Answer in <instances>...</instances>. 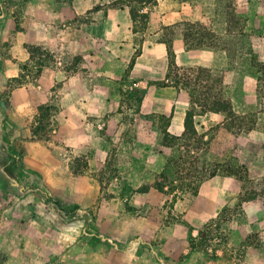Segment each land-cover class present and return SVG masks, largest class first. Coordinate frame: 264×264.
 <instances>
[{
    "label": "crops",
    "instance_id": "crops-1",
    "mask_svg": "<svg viewBox=\"0 0 264 264\" xmlns=\"http://www.w3.org/2000/svg\"><path fill=\"white\" fill-rule=\"evenodd\" d=\"M227 11L224 0H0V264H152L151 260L155 264H264V204L260 199L243 205L248 229L241 230V238L256 233L259 240L244 248L237 263L218 254L209 259L188 247L184 257L167 259L149 241L129 240V233L151 236L150 225L140 231L133 227L132 233L121 227L125 237H117L121 219L138 226L143 223L139 218L100 207L93 219L87 220L86 210L69 219L52 208L43 212L41 206L49 209L51 205L34 193L44 188L67 206L99 199V185L73 174L68 160L84 157L87 171L104 166L109 138L123 131V106L131 108L127 102L132 99L125 98L124 92L132 90L141 96L138 110L133 109L134 123L152 115L165 116L169 118L167 131L182 134L190 96L171 83L161 85L168 72L164 38L170 34L177 66L220 74L222 94L233 110L240 115L256 114L253 129L239 135L221 127L222 112L197 114L194 119L200 132L219 126L215 138L233 140L236 161L247 166L252 180L260 179L264 174V110L257 98L259 71L247 53L231 56L223 46L187 49L181 34L183 23L203 24L225 39L230 33ZM247 26L248 20L242 31ZM27 45L41 46L53 58L43 63L39 75L31 79L26 75V81L5 100L7 80L17 77L22 65L33 67ZM253 50L264 61L263 35L257 37ZM41 105L55 107L52 129L47 139L31 140V126ZM146 137L145 129L139 128L134 146L122 149L127 156L123 170L132 186L161 171L166 161L164 154L149 150ZM214 146L221 149L218 141ZM132 171L141 178L132 179ZM241 185L231 176L205 180L198 190L206 196L203 209L221 201L218 213L237 197ZM113 201L104 208H112ZM65 228L67 240L65 234L55 238L53 234ZM72 240L84 244L78 253ZM93 241L95 251L88 247Z\"/></svg>",
    "mask_w": 264,
    "mask_h": 264
},
{
    "label": "rangeland",
    "instance_id": "rangeland-1",
    "mask_svg": "<svg viewBox=\"0 0 264 264\" xmlns=\"http://www.w3.org/2000/svg\"><path fill=\"white\" fill-rule=\"evenodd\" d=\"M228 8L227 18L230 20L231 29L230 33L226 35V38L220 37L214 32V35L219 40V45L226 47L231 56H235L238 53H247L248 57L253 61V57L257 56L254 52V45L257 41V37L261 35L264 36V0H224ZM248 20V26L245 30V21ZM253 21H257L256 23ZM264 62V61H262ZM253 64V62H252ZM254 66V65H253ZM255 67V66H254ZM256 68V67H255ZM34 69L33 67L27 71L29 79L34 78ZM126 95L125 98H131L132 101L127 103L131 105L123 106V131L121 135H117L114 139L109 138V147L110 152L109 156L104 164V166L98 171H87L85 165V158L80 157H70L68 160L69 165L72 163L76 170L79 171L77 175L87 176L89 184L92 182L99 185V199L95 203H75L69 204L68 212L63 210H58L52 203H49L51 207L46 209V206H41V210H55L63 214L67 218L77 217L79 214H83V211L87 220L93 219L97 210L102 207V210L105 211H120L126 212L129 215L139 218L143 223L140 225H135L127 219H121L120 224L117 226L119 228L115 231L117 237H125L126 231L133 232V227L138 228L139 231L144 228L151 226L152 233L151 236L138 232L136 235L129 233V240L132 239L133 243L141 239L149 241L153 249L157 253L163 254L167 259L182 258L186 255V247H188L189 236L196 237L198 235V230L201 226L211 218L217 216V210L221 205V201H216L211 203V207L208 210H204L203 206L205 205L206 196L203 193H197L195 195L185 194L181 199H177L174 202H171L172 197L166 194H163L154 188H151L149 193L146 195L137 196L133 199V190L138 186H132L127 181V175L123 170V163L127 159L126 155H123L122 149L133 147V138L137 136V130L139 128H144L146 132V141L147 147L152 152H157L161 149V133L159 128L164 126L165 120L158 115H152L147 120L141 119L138 123L133 121V109L135 110L136 102L134 91L124 92ZM261 107H264V96L260 100ZM130 109V110H129ZM132 109V111H131ZM149 122L150 124L148 125ZM157 126V128L154 127ZM50 130L46 128L43 131L45 134H48ZM217 137V135H216ZM137 139V138H136ZM213 142H219L221 144V149H216L214 152L215 156H219L222 151H224L225 156L232 160L235 158V148L233 146V140L227 141V138H214ZM223 149V150H222ZM166 153L175 152L171 150H166ZM213 155V156H214ZM210 156V155H209ZM221 156V155H220ZM75 158H79L76 160ZM109 163L107 165V161ZM131 178L139 180L141 177L140 173L131 172ZM153 180V175L147 177L140 185L144 183H150ZM259 180H253L252 184H249V187H257ZM83 182V181H81ZM42 188V187H41ZM89 195L92 193L91 185L88 188ZM34 193H37L41 197L52 196L50 192L44 188L36 189ZM67 196L74 198L75 195H72L70 192H64ZM54 197V196H52ZM231 198V204L236 200ZM56 198V197H54ZM114 198V203L112 208H104L107 205L108 201H111ZM59 199V198H57ZM168 200V203L166 202ZM46 201V200H45ZM61 201V200H60ZM47 202V201H46ZM128 203L129 206L135 208L134 211H127L125 203ZM173 203V204H172ZM52 208V209H51ZM220 211V210H219ZM77 215V216H76ZM141 218V219H140ZM74 219H71L73 221ZM247 222L245 221L243 214H236L232 216L229 220H226L222 223L224 232L226 233L227 240L220 245L216 243L218 239H213L210 246L206 248V253L203 250H197L207 258L210 259L211 254L215 252L217 255H223L228 258L234 259L237 263H240V259L243 255L244 245L247 243H258V236L256 233H250L245 239L241 238V230L243 231L247 228ZM121 227H124L123 229ZM248 229V228H247ZM57 232V233H56ZM53 234L55 238L63 236L65 234L67 240V228L64 230H57ZM59 232V233H58ZM135 235V236H134ZM80 237V236H79ZM135 237V238H134ZM71 246L75 245V251L78 253L80 251L81 243L80 241L76 243V240L71 241ZM95 241L91 244H88V247L95 251ZM215 248V249H214ZM76 253V254H77ZM74 255L75 257L77 255ZM178 254V255H177ZM87 257L95 258V255ZM152 264H155L151 260ZM43 264H54L53 262H45Z\"/></svg>",
    "mask_w": 264,
    "mask_h": 264
},
{
    "label": "trees",
    "instance_id": "trees-1",
    "mask_svg": "<svg viewBox=\"0 0 264 264\" xmlns=\"http://www.w3.org/2000/svg\"><path fill=\"white\" fill-rule=\"evenodd\" d=\"M145 1L154 3L156 0ZM131 16L132 18L135 17L134 10H131ZM230 23L229 20L228 31H230ZM182 26L181 34L187 49L221 46L217 43L216 39L218 38L214 35V32L208 29L207 26L191 23H183ZM172 38V34L164 38L168 51V72L167 80L161 82V85L171 83L188 92L190 105L185 112L184 130L178 136L170 134L167 131L169 118L160 116L165 122L162 127L161 149L158 151L165 155V164L161 171L152 173V182L139 185L131 191L133 193H144L154 188L163 194L171 196V202H174L177 199H181L185 194H197L200 184L216 175L231 176L241 181V191L237 195L236 200L232 204H225L215 218L206 221L198 230L196 237L189 236V250H203L205 252L213 239H218L216 242L218 245L227 240L222 223L229 220L232 216L242 213L244 203L260 199L264 204V174L260 178L257 187H249V184L254 181L250 178L249 170L245 164L237 162L235 158L229 160L225 154L214 155L216 149L215 146L213 147L212 140L220 129L219 126L212 127L208 132H200L196 128L194 117L197 114L207 112H222L225 114V120L221 127L233 135H239L253 129L256 114L240 115L233 110L230 100L222 94V76L220 74L213 73L202 67L181 68L177 66L173 57ZM26 48L34 69L33 74L37 76L42 70L43 63L53 57L41 46L27 45ZM252 62L259 71L257 98L261 104L260 100L264 96V62L260 61L257 56L253 57ZM130 66L131 64H129ZM21 68L22 71L17 77L7 80L3 91L5 100H7V96L14 87L26 81L27 71L30 68L26 64L22 65ZM140 101L141 96L136 94V111L139 108ZM262 109L264 110V107ZM54 110L55 107L51 105L38 107V114L35 117L34 124L31 126V137L29 139H47V134L43 131L46 128L48 130L52 129L51 115ZM166 150H171L175 153L171 155L172 153L168 154ZM75 159L78 160L79 158ZM108 163L109 160L107 165ZM69 166L73 174H79V171L75 169L72 163ZM45 200L47 203H52L58 210L68 212V207L60 199L48 195ZM166 202L168 203V200ZM125 207L129 212L135 210L127 202ZM249 244L251 243L245 244L244 248ZM216 257L217 255L214 252L211 254L210 259Z\"/></svg>",
    "mask_w": 264,
    "mask_h": 264
}]
</instances>
